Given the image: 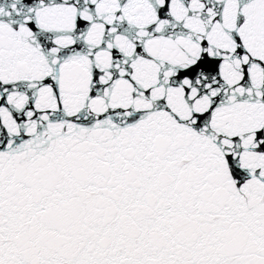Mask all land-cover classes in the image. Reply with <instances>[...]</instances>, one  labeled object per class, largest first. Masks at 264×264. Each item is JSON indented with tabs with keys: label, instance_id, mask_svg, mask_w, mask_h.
I'll list each match as a JSON object with an SVG mask.
<instances>
[{
	"label": "snow or ice",
	"instance_id": "6c2138e0",
	"mask_svg": "<svg viewBox=\"0 0 264 264\" xmlns=\"http://www.w3.org/2000/svg\"><path fill=\"white\" fill-rule=\"evenodd\" d=\"M0 264H264V0H0Z\"/></svg>",
	"mask_w": 264,
	"mask_h": 264
}]
</instances>
